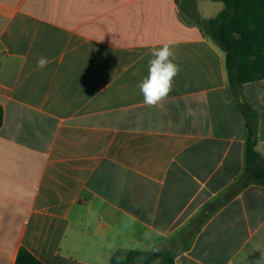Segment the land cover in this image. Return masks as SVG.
<instances>
[{
    "label": "crops",
    "instance_id": "obj_1",
    "mask_svg": "<svg viewBox=\"0 0 264 264\" xmlns=\"http://www.w3.org/2000/svg\"><path fill=\"white\" fill-rule=\"evenodd\" d=\"M195 2L203 20L225 8ZM165 43L180 72L149 107L138 83ZM241 102L264 158V80L237 96L225 52L183 21L180 0H0V264L21 248L43 264L159 248L176 264H258L264 182L179 236L245 171Z\"/></svg>",
    "mask_w": 264,
    "mask_h": 264
},
{
    "label": "trees",
    "instance_id": "obj_2",
    "mask_svg": "<svg viewBox=\"0 0 264 264\" xmlns=\"http://www.w3.org/2000/svg\"><path fill=\"white\" fill-rule=\"evenodd\" d=\"M223 2L225 8L216 17L203 20L196 6H188L194 21L183 18L189 25H195L216 41L225 52L229 83L235 93L243 84L264 80V0H213ZM241 111L247 119L250 138L246 143V166L243 175L179 233L184 240L191 238L210 214L231 200L247 187L252 179L264 181V158L257 147V115L242 103ZM4 112L0 106V129ZM16 264H43L27 249L21 248ZM109 264H176L175 253L169 249L143 251L118 249Z\"/></svg>",
    "mask_w": 264,
    "mask_h": 264
},
{
    "label": "clouds",
    "instance_id": "obj_3",
    "mask_svg": "<svg viewBox=\"0 0 264 264\" xmlns=\"http://www.w3.org/2000/svg\"><path fill=\"white\" fill-rule=\"evenodd\" d=\"M151 57L148 62V75L138 83V88L143 96V103L154 107L162 103L173 90V81L179 74L180 67L174 62L177 58L174 48L168 43L153 48ZM49 62L47 57L40 56L37 69L43 70ZM260 261H264V255H261L258 264Z\"/></svg>",
    "mask_w": 264,
    "mask_h": 264
},
{
    "label": "rangeland",
    "instance_id": "obj_4",
    "mask_svg": "<svg viewBox=\"0 0 264 264\" xmlns=\"http://www.w3.org/2000/svg\"><path fill=\"white\" fill-rule=\"evenodd\" d=\"M196 0H180V5H181V14L184 18H186L189 21H194V19L191 17V15L188 12V6H196ZM253 182H264V181H259V180H255L252 179L249 181V183H253Z\"/></svg>",
    "mask_w": 264,
    "mask_h": 264
}]
</instances>
